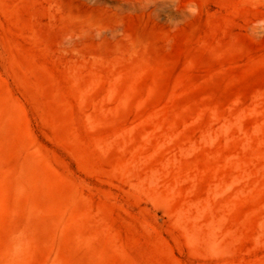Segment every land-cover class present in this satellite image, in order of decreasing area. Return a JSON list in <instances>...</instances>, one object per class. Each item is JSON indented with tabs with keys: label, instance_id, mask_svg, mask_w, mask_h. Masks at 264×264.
Segmentation results:
<instances>
[{
	"label": "rangeland",
	"instance_id": "374dc122",
	"mask_svg": "<svg viewBox=\"0 0 264 264\" xmlns=\"http://www.w3.org/2000/svg\"><path fill=\"white\" fill-rule=\"evenodd\" d=\"M0 264H264V0H0Z\"/></svg>",
	"mask_w": 264,
	"mask_h": 264
}]
</instances>
